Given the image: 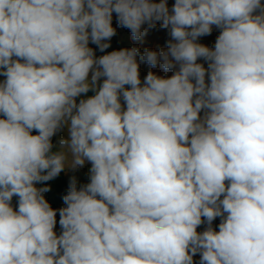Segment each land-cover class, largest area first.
I'll use <instances>...</instances> for the list:
<instances>
[{
	"label": "clouds",
	"instance_id": "clouds-1",
	"mask_svg": "<svg viewBox=\"0 0 264 264\" xmlns=\"http://www.w3.org/2000/svg\"><path fill=\"white\" fill-rule=\"evenodd\" d=\"M113 13L167 30L140 60L170 77L95 55ZM0 76V264H264L262 0H0ZM86 162L53 209L36 185Z\"/></svg>",
	"mask_w": 264,
	"mask_h": 264
},
{
	"label": "rangeland",
	"instance_id": "rangeland-1",
	"mask_svg": "<svg viewBox=\"0 0 264 264\" xmlns=\"http://www.w3.org/2000/svg\"><path fill=\"white\" fill-rule=\"evenodd\" d=\"M156 2H159V0H156ZM264 3V0L262 1ZM174 4V0H168V6L171 9L172 5ZM113 27L116 29V34L111 38L110 41H106L110 44V47L108 49H105L104 52H101L98 47L93 44L89 43V47L93 48L95 55L97 57L107 54L113 50H120V49H131L133 47H137L140 50L139 55L137 56L138 63L140 64V77L141 81L143 82L144 78L148 74L149 71L154 72L155 74L162 76V77H170L176 69L165 71L160 65H157L156 67H151L146 62L140 60V56L146 51V50H154V51H161L166 50L167 48V41L170 39L168 36L167 30L160 29L159 28V22L157 24L156 29H148L147 24L142 26V31L147 29L146 34L142 35V37L139 40H135L132 37V33L129 29L121 27L116 18V14L113 13ZM219 29H216L213 27L212 34L209 36H204L198 39L199 43H202L206 46L212 47L215 43V40L217 36L219 35ZM200 63H204L205 67H207V64L200 60L198 61ZM90 78V77H89ZM4 79L3 76H0V81ZM102 82V81H101ZM203 115V112H201V116ZM56 141V149L58 150V141L61 138H67V131L61 130L58 132L55 136ZM91 168V164L89 162H86L85 165L82 168H79L77 170H73L71 168L65 169V176L68 184H70V180L72 177L76 178L77 185H81L84 183H89V170ZM39 187L38 185H36ZM45 199H46V193H44ZM12 205L16 208H18V201H14ZM220 223V218H216L213 221L212 226L218 231V225ZM207 227L206 224L201 225L197 231L202 232ZM59 235L61 233V227L59 225V221H57L56 227L54 229ZM194 264H199L200 255L197 254L193 257Z\"/></svg>",
	"mask_w": 264,
	"mask_h": 264
},
{
	"label": "trees",
	"instance_id": "trees-1",
	"mask_svg": "<svg viewBox=\"0 0 264 264\" xmlns=\"http://www.w3.org/2000/svg\"><path fill=\"white\" fill-rule=\"evenodd\" d=\"M86 95L87 96H91V95H93V93L89 92ZM33 134H37V133H35V131H34ZM52 142H53V145H54L53 151H56L57 150L56 149V141H55L54 137L52 138ZM85 184H87V183H84V184H81V185H77V188H80L81 186H83ZM37 185L39 187H46V186L50 187V191L46 192V200L49 202V204L51 205V207L53 209L58 210V209L66 206L64 204L63 197L69 191V184H68V182L66 180L65 171L60 173L53 180H50V181H47V182H44V183H38ZM14 201H18V198L17 197H13L12 203ZM14 208H16V207H14ZM56 218H57V221H59V212L58 211H57V217Z\"/></svg>",
	"mask_w": 264,
	"mask_h": 264
}]
</instances>
